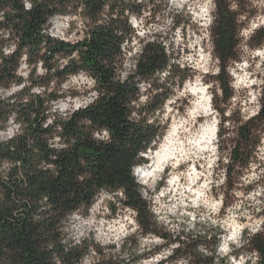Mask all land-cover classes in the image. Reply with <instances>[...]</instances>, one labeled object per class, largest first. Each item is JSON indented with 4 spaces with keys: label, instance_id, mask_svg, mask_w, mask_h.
<instances>
[{
    "label": "clouds",
    "instance_id": "clouds-1",
    "mask_svg": "<svg viewBox=\"0 0 264 264\" xmlns=\"http://www.w3.org/2000/svg\"><path fill=\"white\" fill-rule=\"evenodd\" d=\"M100 33L106 83L83 58ZM0 77V153L23 156V140L32 156L28 167L0 156V208L8 224L28 222L42 264H264V0H0ZM113 97L148 130L131 182L98 183L78 156L83 192L30 195L29 177L55 180L80 142L132 149L89 112ZM38 114L47 131L34 135ZM73 120L79 131L64 135ZM0 264H25L11 229Z\"/></svg>",
    "mask_w": 264,
    "mask_h": 264
},
{
    "label": "trees",
    "instance_id": "trees-1",
    "mask_svg": "<svg viewBox=\"0 0 264 264\" xmlns=\"http://www.w3.org/2000/svg\"><path fill=\"white\" fill-rule=\"evenodd\" d=\"M93 7H95L93 5ZM40 20V13L37 12V15L33 18L31 22H26V30H25V38L31 36V30L37 26V23ZM104 33L97 34L94 37L93 42L89 45L90 52L84 53V63L86 66L90 68H96V71L100 75L101 83H106L109 73L101 67H97L96 56L104 55V49L106 47L107 41L101 39V36ZM39 41H33L34 47L38 45ZM115 47V46H113ZM59 48L52 49V52L55 53ZM154 67L153 64L148 65V70H151ZM145 69L142 67L141 71ZM7 71V70H6ZM2 78V77H0ZM128 91H134V89H127ZM125 89L121 87L117 90V95L121 98L125 95ZM41 101V105H42ZM89 112L95 118V115H101L105 122H107L112 130L114 138H117L120 141V145H123L125 141L132 142V149L124 148L121 146H117L116 144L108 145L105 150H100L96 148V146L91 142H80L78 143L74 150L71 153L63 154L56 161L61 167L62 171L60 172L59 177L55 180L50 178H46V174L40 172L33 176L29 177L30 185L34 186L31 188L30 195L36 196L38 194L44 193L50 196V199L54 203H60L59 197L65 193H67L72 187H76L80 192H83V187L79 185H74L72 182V174L73 170L80 169L79 161L77 159L78 156H83L88 164L91 167L94 175L99 176V182L113 183L116 181L123 182L124 180H129L131 182L130 177L127 176V167L126 164L131 160L132 155L134 154V149L140 140L145 138L146 131L143 130L139 126L130 125L126 121H124L123 112L124 109L122 105L117 103L116 98L113 97L110 102L105 105H100L97 109H89ZM97 112V113H96ZM88 113H82L80 115H87ZM38 120L30 121V127L33 129V134L38 135L40 131H47L38 128ZM136 128L135 133L130 132V128ZM75 131H79L75 129V120L69 122L67 126H65L64 135H72ZM37 145L41 149V153L43 154L41 158L47 159L51 150L47 149V145L37 140ZM20 148L24 149V155L21 156L20 151L18 150L15 154L11 153H0V156H7V158H15L18 160H22L23 164L28 167L31 165V150L26 149L23 144V140L21 141ZM81 171L83 169H80ZM15 171V169H13ZM91 181L88 182L90 187ZM8 193H12L13 191L19 192L18 184L5 185ZM24 208H27V205H24ZM10 215L8 208H0V229H11L15 236L17 237V241L20 243L23 248V255L25 257V264H42V258L37 257L33 253L35 252V248L32 247L34 241H30L27 245L25 244V240L29 237L28 230V222L25 221L23 224L17 223L16 225L8 224V216ZM38 226H33L31 231L37 230Z\"/></svg>",
    "mask_w": 264,
    "mask_h": 264
}]
</instances>
